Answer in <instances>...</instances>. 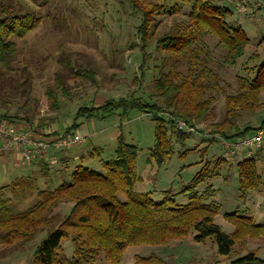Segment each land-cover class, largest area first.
<instances>
[{
    "label": "trees",
    "instance_id": "16d2710c",
    "mask_svg": "<svg viewBox=\"0 0 264 264\" xmlns=\"http://www.w3.org/2000/svg\"><path fill=\"white\" fill-rule=\"evenodd\" d=\"M128 1L141 14V22L136 29L139 42L133 41L130 46L140 45L145 51L149 43L155 42V52L144 54L139 67L142 73L145 64L153 62L152 69L156 72L148 98L141 95V88L139 92L133 90L130 95L107 97L100 104L92 100L91 105L77 109L74 121L63 127L64 132L46 135L34 126V114H20L21 107L13 109L14 101L1 93L3 88L11 87L13 95L25 97V100L29 98L31 74L28 66L16 65L20 51L13 37L23 38L41 23L42 18L34 11H22L14 0H0V117L21 128H37L39 137L49 138L75 135L73 129L78 126L79 117L104 118L118 111L120 116H125L130 109H138L150 114L155 124V142L149 147V155L158 163H163L173 152L172 138L184 139L190 134L176 127L179 120L196 127L197 131L202 129L212 138H220L223 145L224 139L252 135L249 132L254 128L252 120L244 122L242 118L248 113L254 116L264 109V100L261 99L264 60L251 66L252 76H238V90L225 94L224 114L217 119L214 103L223 90L220 77L209 65L206 41L207 36H212L216 40L214 46L224 48L221 60L224 65L238 61L250 43L241 23L233 18L230 4L238 5L234 1L222 3V0ZM166 17L172 18L171 23L160 28L159 23ZM177 64H186V69L180 70ZM68 67L71 77L59 73L55 86L49 84L46 88L52 110H60L61 98L71 95L66 79L86 78L92 84L97 82V73L89 68V63L77 62L76 68ZM39 120V125L44 128V119ZM263 123L257 126L256 131L263 128ZM69 148H55L54 152L70 151ZM98 148L95 147L90 156L99 155ZM257 152L251 156L244 155L236 163L238 189L243 198L261 182L258 170L260 153ZM43 157L25 164L36 165ZM137 157V145L126 141L120 133L113 155L100 157L104 171L79 163L69 173V179L63 178L55 188L39 189L35 177L29 174L17 176L0 186V264L9 255L33 243L41 233L45 236L34 245L32 252L34 264H122L130 246L165 245L172 239L189 236L196 241L208 237L214 239L219 256L228 259L224 263L218 260L216 264H264V258L256 249L237 253V250L246 248L249 238H264V222H257L251 214L239 210L226 212L225 219L234 226L233 231L227 233L215 221L220 205L212 198L215 192L212 184L200 192L196 190L201 181L217 173L222 159L214 161L212 167L207 160L179 192L165 190L163 199L155 200L150 197V192L135 190L141 179ZM35 187L38 188V200L34 204L21 210L12 208L7 190L24 198L26 192ZM179 193H187L188 202L177 203L173 196ZM66 207L68 209L64 212ZM67 239L71 241L70 255L65 251L64 240ZM131 264L176 263L169 256L151 252L134 254Z\"/></svg>",
    "mask_w": 264,
    "mask_h": 264
},
{
    "label": "rangeland",
    "instance_id": "374dc122",
    "mask_svg": "<svg viewBox=\"0 0 264 264\" xmlns=\"http://www.w3.org/2000/svg\"><path fill=\"white\" fill-rule=\"evenodd\" d=\"M14 1L18 2L22 11H34L36 15H40L42 21L23 38L13 37L20 51L16 65L28 66L31 74L29 98L25 100V97L13 95L11 87L5 90L3 88L1 93L6 99L10 97L14 101L13 109L21 107L20 114H34V126L40 131L47 133L46 135H53L52 133L57 131L64 132L63 127L74 121L77 109L91 105L92 100L100 102L107 97L130 95L133 90L139 92L141 88H143L141 95L148 98L152 90V78L156 72L152 69V61L151 64H145L142 73L139 67L144 54L155 52V42L149 43L145 51L140 45L130 46L133 41L138 40L136 29L141 22V14L128 0ZM228 1L229 3L234 1L238 5L235 7V4H230L234 11L233 18L241 23L250 38V43L235 64L224 65L221 62L225 53L224 48L214 46L216 41L214 37L206 38L209 65L220 77V86L223 90L216 96L214 103L217 119L224 114L225 94L236 93L238 90V76H252L251 66H256V63L264 60V0H222V3ZM171 19L166 17L159 23L161 24L159 27L168 25ZM66 62L69 65L66 66ZM77 62L89 63V68L96 71V84H92V81L86 78L66 79L71 95L61 98L63 102L60 110H52L46 88L49 84L55 86L56 75L59 73L67 78L71 77L72 73L68 66L74 69ZM177 68L184 70L186 64L180 66L177 64ZM23 89H26V86H23ZM261 99L264 100V90ZM119 113L120 111L104 118L79 117L78 126L73 129V134L83 138V143L74 146L68 152H54V148H49L47 155L36 165L21 164L19 168H15L13 159L7 162L0 159V186L8 184L15 176L29 174L35 177L39 189L55 188L63 178L69 179V173L79 163L104 171L100 157L110 158L113 155L117 136L122 133L126 141L136 144L138 148L137 169L141 179L136 183V191L150 192L151 198L162 200L163 191L179 192L191 182L207 160L212 167L214 161L220 158L222 161L217 173L206 177L196 188L200 192L208 184H212L215 190L212 198L220 205L219 213L215 217L216 223L223 231L232 232L234 226L225 219L224 213L234 210L246 212L257 222H264L263 149L257 150L260 153L259 187L251 190L243 198L238 189L236 163L244 157L230 154L220 138H212V135L203 133L202 129L188 134L184 139L172 138L173 152L163 163H158L149 155V147L155 142V124L152 116L138 109H130L125 116H120ZM39 118L44 119L42 121L44 128L39 125ZM242 120L244 122L252 120L251 125L254 128L249 132L255 133L257 126L262 125L264 121V109L254 116L251 113L245 114ZM95 147L100 148L99 155L90 156ZM44 172L51 175L47 176ZM37 187L32 191L28 190L24 198L19 193L15 195L14 192L7 190L6 194L11 198L12 208L21 210L34 204L38 200ZM173 198L177 203L188 202L187 193L175 194ZM67 207L63 209L64 212L67 211ZM44 236L45 233L39 234L33 243L21 248L18 253L9 255L1 264H34L32 261L34 245ZM64 241L65 251L70 255L71 241L68 239ZM253 249L258 250L259 256L264 258V238H249L246 248L237 250V253ZM151 252L169 256L176 264H216L218 260L222 263L228 261L226 257H221L217 253V244L213 238L196 241L189 236L172 239L165 245L130 246L125 252L122 264L132 263L134 254L147 255Z\"/></svg>",
    "mask_w": 264,
    "mask_h": 264
},
{
    "label": "built area",
    "instance_id": "2783aa9c",
    "mask_svg": "<svg viewBox=\"0 0 264 264\" xmlns=\"http://www.w3.org/2000/svg\"><path fill=\"white\" fill-rule=\"evenodd\" d=\"M179 130L192 133L197 128L179 120L176 124ZM83 143V138L75 135H60L55 138L39 137L37 130L31 127L21 128L0 117V159L9 160L10 156L16 163H30L36 158L47 155L48 149L73 147ZM230 154L244 153L251 156L258 149L264 150V127L252 135L239 139L223 140Z\"/></svg>",
    "mask_w": 264,
    "mask_h": 264
},
{
    "label": "crops",
    "instance_id": "0c3cea01",
    "mask_svg": "<svg viewBox=\"0 0 264 264\" xmlns=\"http://www.w3.org/2000/svg\"><path fill=\"white\" fill-rule=\"evenodd\" d=\"M105 100H106V98H104ZM104 99H102L100 102H94L95 104H100V103H102V102H104ZM97 100H98V98H97ZM68 122V121H67ZM70 123H71V121H70ZM71 148H73V147H71ZM71 148H69V150L71 149ZM55 150V149H54ZM257 151V150H256ZM67 152H68V150H67ZM67 152H65V153H67ZM240 155H242L243 157H244V153H240V154H238V156H240ZM11 159H13V157L12 156H10V158H9V160H11ZM1 160H3L4 162H7L8 160H6V159H1ZM14 167L15 168H19L20 166H21V164H23V165H27V164H24V163H21V162H19V164H17L16 163V159H14ZM80 162H81V160H80ZM27 166H29V165H27ZM30 166H32V165H30ZM102 166V165H101ZM15 177H17V176H15ZM131 263V262H130ZM129 263V264H130Z\"/></svg>",
    "mask_w": 264,
    "mask_h": 264
}]
</instances>
